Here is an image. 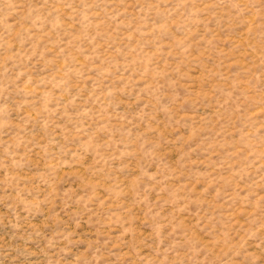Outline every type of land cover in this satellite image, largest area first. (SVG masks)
<instances>
[{
    "label": "rangeland",
    "instance_id": "1",
    "mask_svg": "<svg viewBox=\"0 0 264 264\" xmlns=\"http://www.w3.org/2000/svg\"><path fill=\"white\" fill-rule=\"evenodd\" d=\"M0 264H264V0H0Z\"/></svg>",
    "mask_w": 264,
    "mask_h": 264
}]
</instances>
